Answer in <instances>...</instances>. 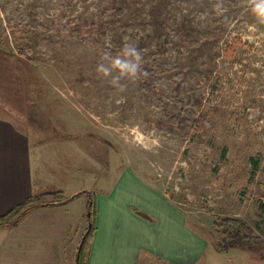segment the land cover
I'll return each instance as SVG.
<instances>
[{
  "label": "rangeland",
  "instance_id": "1",
  "mask_svg": "<svg viewBox=\"0 0 264 264\" xmlns=\"http://www.w3.org/2000/svg\"><path fill=\"white\" fill-rule=\"evenodd\" d=\"M69 2L65 9L61 0H0V116L30 138L41 186L65 181L67 198L87 190L97 200L129 172L184 212L212 247L225 244L214 226L225 219L243 221L264 241V22L252 11L255 0ZM119 8H126L121 23L99 32ZM214 18L223 22L212 36ZM37 24L50 33L26 30ZM176 29L200 46L169 33ZM235 38L241 44L229 55ZM134 41L142 54L158 50L184 72L159 78L163 104L138 80L118 89L96 72L104 49ZM181 109L194 112L183 128L166 118ZM74 202L73 214L84 210ZM49 219L35 235L7 229L4 264H70L58 260L63 249L54 246ZM73 235L62 239L72 243ZM221 253L212 264H264L258 251Z\"/></svg>",
  "mask_w": 264,
  "mask_h": 264
},
{
  "label": "crops",
  "instance_id": "2",
  "mask_svg": "<svg viewBox=\"0 0 264 264\" xmlns=\"http://www.w3.org/2000/svg\"><path fill=\"white\" fill-rule=\"evenodd\" d=\"M40 181L34 171L30 138L13 122L0 116V216L32 196L66 192L63 189L65 181L62 185H52L54 188L50 189L41 186ZM118 184L106 195L97 193L95 233L88 264H212L211 259H216L214 251L223 255L191 229L184 212L172 207L167 198L150 184L129 172ZM82 192L67 194L75 198L66 204L32 210L13 231L30 228L31 235L39 233L43 227L41 218L48 213L51 219L46 224L53 238L59 241L54 246L63 249L58 260L61 256L70 258L72 264L89 227L88 203L86 197L80 195ZM78 200L85 208L82 206L83 211L73 214L74 201ZM8 232L0 230V264H4ZM69 233L74 234L72 243L62 239L70 238ZM23 243L25 248L31 247L28 244L31 242ZM66 249L70 250L69 254ZM40 256L39 252L37 258H42Z\"/></svg>",
  "mask_w": 264,
  "mask_h": 264
},
{
  "label": "trees",
  "instance_id": "3",
  "mask_svg": "<svg viewBox=\"0 0 264 264\" xmlns=\"http://www.w3.org/2000/svg\"><path fill=\"white\" fill-rule=\"evenodd\" d=\"M62 6L65 9H70L72 4L69 0H61ZM126 13V8L114 9L115 20L111 22H104L99 27V32L103 33L110 29L117 27L121 23V17ZM223 22V18H214L210 21L209 25V33L213 36L215 35V30L218 29V26ZM26 30L30 32H42L49 34V30L44 24H37L36 26L27 25ZM169 33L179 37L182 41L190 47H199L200 42L195 40L193 36L190 34H182L179 29L169 30ZM71 37L76 39H81L80 32L74 31L70 33ZM136 42V41H134ZM136 44V43H135ZM241 44L240 38H235L230 46L227 48V52L229 55L235 54V50L237 45ZM120 50L113 51L111 49H104V52H110L113 55L118 53ZM143 56V69L147 72V76L142 77L138 81L143 84L145 90L150 91L153 94V97L157 99V101L161 104L165 100L168 99L160 95L158 93L157 83L160 77L179 71L176 74L177 77H183V70L174 64L166 63L161 58V53L158 50H149L147 53L142 54ZM175 104H179V100L173 98ZM194 112L191 110H180L179 116H174L172 114H168L166 118L171 122L178 121L180 127H187L190 119L193 117ZM184 124V126H182ZM264 189V186H263ZM87 195L88 197V212H89V227L83 240L81 242L80 248L77 252V264H88L90 251H91V241L93 238V234L95 232V218L97 214L96 208V197L93 193L85 191L80 195ZM74 197H66L65 193L62 191L53 192L49 194H43L40 196H32L27 199L25 202L21 203L14 209H12L9 213L4 216H0V230H7L16 227L20 221L29 214L32 210L40 207H49V206H57L66 204ZM214 226L217 228L222 237L225 238L224 245H218L217 250L220 252H225L229 247L240 249V250H248L251 252L258 251L263 253L264 256V241L259 237H254L253 231L251 228L247 226L241 220L236 219H225V220H217L214 222ZM230 239L229 241H227Z\"/></svg>",
  "mask_w": 264,
  "mask_h": 264
},
{
  "label": "clouds",
  "instance_id": "4",
  "mask_svg": "<svg viewBox=\"0 0 264 264\" xmlns=\"http://www.w3.org/2000/svg\"><path fill=\"white\" fill-rule=\"evenodd\" d=\"M252 11L261 22H264V0H255ZM142 65L141 51L135 42H129L115 55L104 52L101 62L97 64L96 72L103 78L111 77L109 81L111 85L122 89L124 87L122 80L136 81L147 76Z\"/></svg>",
  "mask_w": 264,
  "mask_h": 264
}]
</instances>
